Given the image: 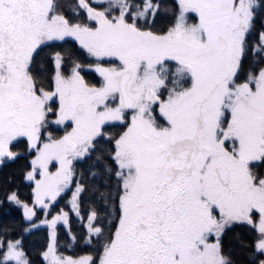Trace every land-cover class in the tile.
I'll use <instances>...</instances> for the list:
<instances>
[{"label": "snow or ice", "instance_id": "6c2138e0", "mask_svg": "<svg viewBox=\"0 0 264 264\" xmlns=\"http://www.w3.org/2000/svg\"><path fill=\"white\" fill-rule=\"evenodd\" d=\"M0 264H264V0H0Z\"/></svg>", "mask_w": 264, "mask_h": 264}]
</instances>
